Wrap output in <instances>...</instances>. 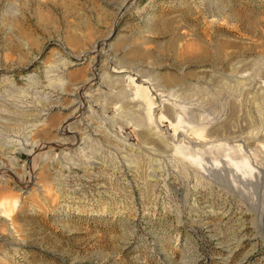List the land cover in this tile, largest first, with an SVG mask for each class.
Instances as JSON below:
<instances>
[{"label":"rangeland","instance_id":"rangeland-1","mask_svg":"<svg viewBox=\"0 0 264 264\" xmlns=\"http://www.w3.org/2000/svg\"><path fill=\"white\" fill-rule=\"evenodd\" d=\"M124 1L0 0V75L23 88L0 109V213L20 202L0 222V264H264V0H131L118 12ZM98 41L110 62L140 53L155 85L146 103L133 92L96 117L80 157L4 150L25 141L13 103L43 102L58 60ZM75 62L71 83L102 58ZM61 116L34 138L52 137ZM141 117L149 125L135 126ZM79 161L98 166L85 175ZM31 175L45 192L25 188Z\"/></svg>","mask_w":264,"mask_h":264},{"label":"bare ground","instance_id":"bare-ground-1","mask_svg":"<svg viewBox=\"0 0 264 264\" xmlns=\"http://www.w3.org/2000/svg\"><path fill=\"white\" fill-rule=\"evenodd\" d=\"M128 1H131V0H125L124 3L119 7L118 12L123 8L124 4L128 5L129 3ZM133 1L135 0H132V2ZM100 44H101V41H98L97 43H95V45H93L92 47H89L91 48L90 50H86L84 52H79L75 54V56H73L75 58L74 61L69 60V59L58 60L60 65H58L57 66L58 68L55 69L56 75L54 77L55 78L54 81H58V83L56 86H54V84L53 85L49 84L51 85V87L47 86L49 88H43V90L40 92V94L44 95L43 102H40V103H34L30 101L26 102L24 98H22L21 101L19 100V102L13 103L15 105V108L13 109L12 116L20 117L21 120H18L19 123L24 122L22 124L24 127L23 136H24L25 141L21 144L20 143L10 144L11 142L3 144L4 150L8 148V149H13L15 151L16 147L15 148H11V147L14 145H19L17 147L18 149H20V147L21 149H23L26 146H32L33 148H36L39 151L45 145L46 146L49 145V146H54V147L58 146L62 149H66L64 154L67 155V157L65 159H70L73 156L80 157L81 156L80 151L82 150L80 149V143H85V142L87 143L88 141L98 140L96 139V137H99L98 131H100V128L98 125H96L93 122L96 120V117L99 118V116H101L105 110H108V108L112 104H115L119 101L123 103V101H121V99H123L122 97H125V99L129 100L128 96H132L133 92L134 94H136L135 96H137L139 99L138 103H136L135 101L137 100H135L134 96L130 98L132 102H135L133 103V105H143V103H146L145 100L149 95L148 94L149 88L152 85L155 87V85L154 83H150V78L148 77L147 71L144 69V65L138 64V61L136 60V57L140 56V53L137 50L133 49L128 54H125L123 57H121L117 61L113 59L110 62V60L107 57L106 52L102 51L101 47H99ZM90 52H94V55L102 58L101 65L97 68L95 67V65L89 64V68H88L89 72H87L88 73L87 75H84L80 80L76 82H73V83L69 82L67 78L68 69L75 65L76 63L75 61L78 62L76 65H81L85 63L88 60V55ZM111 63H113L112 66H111ZM71 73L72 75H77V74L79 75L82 73V69L80 68ZM141 76L144 77V79L140 80L141 84H144V86H141L139 84L133 85L136 79H138ZM29 78L31 79V76H29ZM173 80H174L173 78L170 79V81H173ZM257 80L255 78H252V81L255 84L258 82ZM103 87H107L109 90L105 91ZM152 89L153 88H150V90ZM156 89L157 88H155V90ZM13 91L23 92V88L17 87L15 85V82L12 79H9L8 77L0 75V109L1 110L6 111L8 108L7 105L11 106V103H9L8 99H6L7 98L6 96L7 95L9 96L10 94H12ZM167 101L168 99L160 100L162 107L166 106L165 108L169 112V117L172 118L177 112V106ZM152 104L153 102L149 101L147 103L146 108L151 107ZM122 105H119L118 107L120 108ZM125 107H127V105ZM55 108H59V110H61L62 116L59 119V123L55 127V129H52L54 135L50 138L46 137V139H48L47 141L46 140L40 141V140L35 139L34 133L38 131V128L40 126L41 127L44 126L42 129L44 130L46 129L47 125L45 123L48 119V116L52 113V111ZM120 110H123V109H120ZM137 116L139 115L137 114ZM135 118H136V115H135ZM53 120H54V117H52L49 120V122ZM145 125H149V124H145V120L143 119V117H141L139 121L138 120L135 121V126L137 127H143ZM216 125H218V123ZM48 127L50 128L51 126H48ZM146 128L147 127H145V129ZM82 130H84V133H87L86 136H84V133L80 132ZM138 131H141V130L139 129ZM89 132H94V133L89 135ZM148 133L153 135V137H155V140H158V139L162 140L159 134H157L158 132L154 133L153 131H150ZM142 134L146 136L145 133H142ZM210 134L213 135L211 136L213 138H210L211 139L210 142H217L221 140L220 138H217L214 133H210ZM67 135L70 136V140H68L65 137ZM91 135L95 137L90 138ZM186 139L188 143L190 142L194 143V140L192 139L190 135H188ZM35 151H36L35 149L27 150L28 153H32V154L35 153ZM7 153L11 154L12 152L7 151ZM79 163H80L79 167L81 168L82 173L85 175L88 174L90 169H94L98 166L97 162L92 164L93 167H88V165L85 164L83 161H79ZM246 165L247 164H246L245 159L241 160V162L239 163V166L241 167H244ZM72 168L73 167L70 166V169H68L69 174ZM4 170H5V167L1 166L0 167V185L2 187L5 184L3 183L4 180L2 178L4 176L3 174ZM35 179H36L35 176L31 175L30 182L24 185L25 188L28 189L32 185V186H36L39 192H45L46 188H43L41 185H39L38 182L35 181ZM24 186L22 188H24ZM19 203H20L19 200L17 198H14L12 202L10 203L8 210H5L3 208V213H0V222L13 221L11 217V214H12L11 212L13 211V208L18 206Z\"/></svg>","mask_w":264,"mask_h":264}]
</instances>
